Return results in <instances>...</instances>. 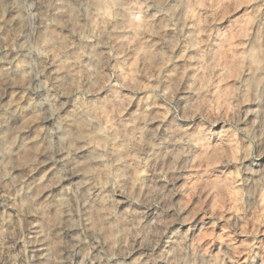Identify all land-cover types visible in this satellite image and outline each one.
Here are the masks:
<instances>
[{
  "label": "clouds",
  "instance_id": "1",
  "mask_svg": "<svg viewBox=\"0 0 264 264\" xmlns=\"http://www.w3.org/2000/svg\"><path fill=\"white\" fill-rule=\"evenodd\" d=\"M0 264H264V0H0Z\"/></svg>",
  "mask_w": 264,
  "mask_h": 264
},
{
  "label": "rangeland",
  "instance_id": "2",
  "mask_svg": "<svg viewBox=\"0 0 264 264\" xmlns=\"http://www.w3.org/2000/svg\"><path fill=\"white\" fill-rule=\"evenodd\" d=\"M22 102V101H21ZM41 169H34L32 171V174L31 176H29L27 179H31L32 176H35V175H38L40 173ZM51 176V173H47L44 177V179L47 181L49 180V177ZM59 183L56 181L55 178H53L51 181H50V186L46 189L45 191V195L47 194V192H54L58 187H59Z\"/></svg>",
  "mask_w": 264,
  "mask_h": 264
}]
</instances>
